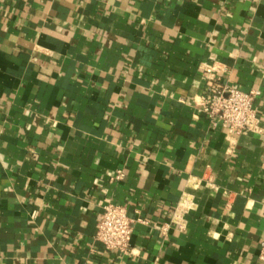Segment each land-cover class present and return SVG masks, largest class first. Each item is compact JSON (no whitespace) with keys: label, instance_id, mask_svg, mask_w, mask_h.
<instances>
[{"label":"crops","instance_id":"crops-1","mask_svg":"<svg viewBox=\"0 0 264 264\" xmlns=\"http://www.w3.org/2000/svg\"><path fill=\"white\" fill-rule=\"evenodd\" d=\"M209 67L264 124V0H0V264H264V138L207 118Z\"/></svg>","mask_w":264,"mask_h":264},{"label":"built area","instance_id":"built-area-1","mask_svg":"<svg viewBox=\"0 0 264 264\" xmlns=\"http://www.w3.org/2000/svg\"><path fill=\"white\" fill-rule=\"evenodd\" d=\"M208 81L205 86L202 109L214 126L228 130L232 138L245 133H254L264 138V124L255 109L258 92H242L223 85L215 76V68L209 67ZM124 173L118 171L115 177L121 181ZM133 222L129 218L126 205L114 203L104 207L101 214L95 240L108 251H118L128 256L132 251ZM264 262V241L259 256Z\"/></svg>","mask_w":264,"mask_h":264}]
</instances>
